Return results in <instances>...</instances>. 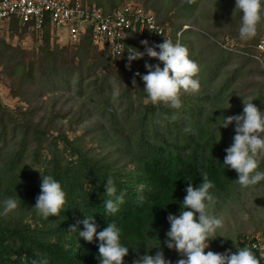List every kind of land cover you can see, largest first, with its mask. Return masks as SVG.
I'll list each match as a JSON object with an SVG mask.
<instances>
[{
  "label": "trees",
  "instance_id": "trees-1",
  "mask_svg": "<svg viewBox=\"0 0 264 264\" xmlns=\"http://www.w3.org/2000/svg\"><path fill=\"white\" fill-rule=\"evenodd\" d=\"M85 1L110 13L128 0ZM138 1L155 12L158 22L171 23L173 43L182 31L179 44L200 68L195 77L199 90L182 92L179 108L147 101L144 82L136 73L147 74L146 63L163 67L157 58L145 55L129 65L126 50L113 60L107 49L94 45L90 31L70 47L59 45L58 28L49 15L41 29L33 27V20L23 24L14 16L0 22V30L1 24H8L10 36L22 41L34 33L38 43L26 54L21 45L0 37V74L11 81L9 98L24 104L12 108L0 101V211L5 199L18 201L17 209L0 215V264H33L42 257L49 264H100L98 239L89 242L70 230L73 225L83 230L80 222L86 215L95 216L98 231L108 223L121 228L122 242L129 247L125 264L158 251L176 264L184 257L167 247V217L181 213L186 188L202 183L201 171L214 185L209 213L223 221L217 234L249 248L256 234L264 235V182L242 188L235 181L237 172L222 164L233 142L235 121L219 131L221 115L243 114V97L264 111V67L253 57L264 35V19L254 38L241 40L235 0ZM226 36L242 52L222 47ZM143 40L130 32L126 49L144 51ZM111 74L118 79L111 80ZM56 88L75 91L76 100L55 94ZM46 93L51 94L44 99ZM225 107L230 108L217 109ZM9 130L20 135L10 148ZM258 159L264 170V156ZM36 168L66 191L59 217L45 219L33 208L42 183ZM108 178L117 195L123 193L124 203L117 213L105 215ZM145 244L160 246L148 250ZM209 245L205 252L237 251L235 242L222 236Z\"/></svg>",
  "mask_w": 264,
  "mask_h": 264
},
{
  "label": "clouds",
  "instance_id": "clouds-1",
  "mask_svg": "<svg viewBox=\"0 0 264 264\" xmlns=\"http://www.w3.org/2000/svg\"><path fill=\"white\" fill-rule=\"evenodd\" d=\"M237 11L240 13L238 28L240 39L254 38L257 35L258 24L264 19V0H235L234 18ZM141 43L146 46L144 51L131 46L127 47L129 65L131 61L143 58L145 55L157 58L163 63V67L160 63L155 65L146 63L147 74L136 73L144 82L143 89L147 94V101L153 105L163 102L172 108H179L182 92L199 90V81L195 78L200 71L198 64L190 58L185 46L173 43L167 38L155 46H149L147 40ZM243 104V114L221 115L223 119L219 121V131L221 127L227 128L235 121L233 142L225 149L226 156L222 164L234 169L238 177L235 181L242 188H248L264 182V170L260 169L258 159L264 156V111L260 110L253 100L249 101L244 97ZM221 138L220 132L216 143ZM41 174V193L33 208L45 219L50 216L59 217L65 210L66 191L58 180L42 172ZM200 175L203 180L199 186L188 184L186 196L180 202L181 213L178 216L170 213L167 217L170 222V229L166 233L167 247L175 249L184 257L176 264H262L264 250L260 246L238 247L231 236L217 234V230L222 228L223 221L222 218L209 213V209L214 204V197L210 192L214 185L209 180L207 172L201 171ZM104 187L106 190L103 200L104 214H115L119 210V205L124 203L123 193L117 195L111 178L107 179ZM17 207V199L9 197L3 201L0 215H7ZM80 223L84 225L83 230H80L77 225H73L70 230L77 232L78 237H83L89 242L98 239L100 264H125L124 257L128 255L129 247L122 242V230L117 224L108 223L107 227L98 231L95 216L88 215ZM217 236L231 238L235 242L237 251L234 253L231 250L225 253L211 250L205 252L209 243ZM160 244L151 247L148 244L145 245L148 250H151L153 247H159ZM257 252L260 255H257ZM33 264H49V262L42 257L34 260ZM134 264H171V261L165 259L163 251H158L155 255H143Z\"/></svg>",
  "mask_w": 264,
  "mask_h": 264
},
{
  "label": "built area",
  "instance_id": "built-area-1",
  "mask_svg": "<svg viewBox=\"0 0 264 264\" xmlns=\"http://www.w3.org/2000/svg\"><path fill=\"white\" fill-rule=\"evenodd\" d=\"M47 15L53 26L66 30L69 40L78 42L90 31L94 45L101 50L107 49L113 56H121L126 52V40L130 32L149 43H161L166 38L172 41L175 38L172 25L158 22L156 14L145 9L138 0H128L110 13L85 0H0V22L14 16L23 24L33 20L34 28L41 29ZM181 33L177 34V43H180ZM220 45L242 52L230 36L224 37ZM255 48L253 57L264 67V36ZM4 92L0 87V101ZM250 244L264 250V235L256 234Z\"/></svg>",
  "mask_w": 264,
  "mask_h": 264
},
{
  "label": "rangeland",
  "instance_id": "rangeland-1",
  "mask_svg": "<svg viewBox=\"0 0 264 264\" xmlns=\"http://www.w3.org/2000/svg\"><path fill=\"white\" fill-rule=\"evenodd\" d=\"M153 11V10H151ZM154 12V11H153ZM155 13V12H154ZM170 23V22H169ZM171 24V23H170ZM34 27V26H33ZM189 28V27H188ZM193 29H198V27L194 26L192 27ZM186 29V28H185ZM57 33L60 35L59 36V45H64V46H68L70 47L72 44H71V40H69V37L68 35L66 34V30L65 29H61V28H58L56 29ZM0 37H5L7 39V41L13 45H21L22 48H23V51L26 53V54H31L34 50L37 49V45L38 43L36 42V35L34 33H31V34H28L22 41L21 39L19 40V38L17 36H10L9 33H8V24L4 23V24H1V30H0ZM58 43V42H57ZM114 58H117V56H113V60ZM29 59V57H28ZM116 60V59H115ZM1 68H0V73H1ZM95 73H93L94 75ZM98 74H100V72H98ZM95 78V77H93ZM116 79H118V77L114 76L113 74H111V80L113 81H116ZM10 79L4 75V74H0V87L1 88H6L4 90H7V94L2 96V101H4L5 103H7L9 106H11L12 108H15V106L19 105V106H23L24 107V104L22 102H19L18 101V104L17 101H14L12 100V98H9V85H10ZM117 90V89H116ZM63 93L65 94L66 96H70V100L71 98L75 97L76 95V92L75 91H70L68 92L67 90H60L58 88L55 89L54 93L57 94V93ZM70 93H72L73 95H71ZM51 93H46L43 98L44 99H47V97L50 95ZM76 100V98H74ZM75 100H73V102H75ZM3 115H6V112L4 111L2 113ZM97 117V116H96ZM0 121H2V118L0 119ZM20 138V135L19 133L17 135H14L13 132L11 130L8 131V146L10 148V146H13L14 143ZM9 139H10V143H9ZM241 214V213H240ZM245 219H247V213H244V215H242ZM248 232H252L253 229L252 228H248L247 230ZM210 246V245H209Z\"/></svg>",
  "mask_w": 264,
  "mask_h": 264
}]
</instances>
